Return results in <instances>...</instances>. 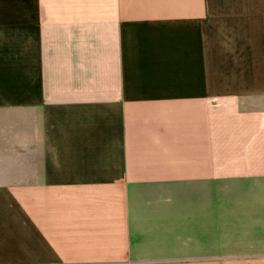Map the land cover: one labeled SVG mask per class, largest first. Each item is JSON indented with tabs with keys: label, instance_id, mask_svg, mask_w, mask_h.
Returning <instances> with one entry per match:
<instances>
[{
	"label": "crops",
	"instance_id": "0c3cea01",
	"mask_svg": "<svg viewBox=\"0 0 264 264\" xmlns=\"http://www.w3.org/2000/svg\"><path fill=\"white\" fill-rule=\"evenodd\" d=\"M0 264H264V0H0Z\"/></svg>",
	"mask_w": 264,
	"mask_h": 264
}]
</instances>
